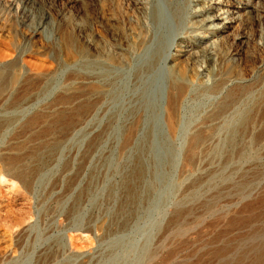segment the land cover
<instances>
[{
    "label": "rangeland",
    "instance_id": "374dc122",
    "mask_svg": "<svg viewBox=\"0 0 264 264\" xmlns=\"http://www.w3.org/2000/svg\"><path fill=\"white\" fill-rule=\"evenodd\" d=\"M162 1L0 0V62L11 64L9 75L0 81V100L5 101L0 104V119H17V124L0 136V264H39L43 257V264H80V260L87 258H92L93 264H136L141 256L140 249L146 245L152 252L155 250L153 264L264 262V0H165L170 23L160 27L155 25L151 15ZM214 14L232 21L234 29L222 37H213L216 42L213 48L206 43L210 31L203 26V19L212 18ZM133 21L139 28L149 31L154 41H165L169 32H174L173 37L170 34L169 43L174 45L169 44L172 47L169 64L179 51L188 55L178 67L186 75L185 84H179L181 93L185 87L181 97L178 91L170 88L164 98L166 101L163 99L168 83L161 74H154L153 78L145 75L142 83H134V69L143 59L130 53L127 45L135 34L131 26ZM40 23L46 28L39 38L33 33ZM217 24L213 22L211 26ZM90 43L109 51L115 58L129 61L133 70L117 82L118 90L121 89L117 102H109L105 113L96 120H88L90 124L76 133L74 139L67 140L59 157L41 155L42 164L37 165L30 156L66 141L72 127L87 115L88 108L77 107L73 100L77 90L87 91L79 84L86 81V69L78 68L74 61L78 56L85 60L95 54ZM206 50H212V54H207ZM216 75L227 81L222 92H204L203 87L214 86ZM138 85L148 96L149 103H156L149 104V115L146 114V127L154 129L155 136L151 153L143 156V165L156 167L159 179L155 180V192L148 202L133 200L143 184L153 182L148 181L147 175L142 177L146 168L141 174L137 149H129L128 137L121 132L128 120V104L134 100L133 92ZM231 94L236 100L233 108L224 117H212L219 103ZM153 95L157 96L155 100ZM174 102L179 106V129L166 135L159 119L167 110V104ZM20 103L25 104V110L6 111ZM248 110L252 111V117L244 133L245 139L237 143V153L225 169L219 171L226 182L215 180L205 184L200 192L191 193L193 181L201 170L187 168L189 137L202 128L220 127L225 120L235 119ZM114 114L120 115L118 124H114L116 131L111 137L102 138L97 130L104 128L105 120ZM218 134L217 137L224 138L222 132ZM138 137L142 143V134ZM38 171L39 181L40 177H35ZM43 173L49 178L42 176ZM112 188L114 193L110 195ZM180 219L190 225L184 235L177 236V227L182 225Z\"/></svg>",
    "mask_w": 264,
    "mask_h": 264
},
{
    "label": "bare ground",
    "instance_id": "6f19581e",
    "mask_svg": "<svg viewBox=\"0 0 264 264\" xmlns=\"http://www.w3.org/2000/svg\"><path fill=\"white\" fill-rule=\"evenodd\" d=\"M165 0H163L162 2H160V4H157L156 7H154L153 11H152V15H151V19L154 23H156L155 25H158V26H162L164 25L165 23H170V14L168 13V10L166 11L165 9V6L166 3L164 2ZM170 1V0H169ZM175 1V0H174ZM172 2V1H171ZM173 4V3H172ZM169 8V7H168ZM242 8V7H241ZM170 9V8H169ZM206 10V9H205ZM215 10V9H214ZM208 11V10H207ZM217 12V11H216ZM210 14V13H209ZM213 14V13H212ZM217 14V13H216ZM219 14V12H218ZM208 15V14H207ZM207 15H204V16H207ZM211 16V15H210ZM203 18V17H202ZM202 20V19H201ZM236 21V20H235ZM177 22V21H176ZM179 22V21H178ZM177 22V24H178ZM213 22H218V24L216 26H211V23ZM182 23V21L180 22V24ZM154 25V27H155ZM131 26L134 30V37L132 38V42L130 43H127V45L129 44V52L132 53L133 55H136V57L138 56L139 58L143 59V62H141V65L137 68V69H134V78H135V84H140L142 83V80H143V77L145 75H152V78H153V75L156 74L159 75L161 74L162 77H165V79L167 80V83L168 85H165L164 87V97L163 99L165 98V95L166 94H169L170 93V88H174L176 91H178V96L181 97V95L183 94V92L185 91V87H182L183 88V92L181 93L182 89H181V86L185 84L186 82V75H185V72H182L179 70V63L180 61L183 59L186 58V56H188L187 54L179 51L178 53L175 54L174 58L172 59V64L170 65L169 64V61L171 59V54H170V51L174 45H172V43L170 44V37L172 35H174V32L173 34L169 32V34L167 35V37L165 35H162V36H165L166 38L164 39L165 41H154L153 40V36H151V33L149 31H145L144 29H141L138 27L137 23L135 21L131 22ZM167 26V25H166ZM203 26L208 29L210 31V36H208V41L206 43H208V45H211V47L214 48V44L213 43H216L214 42L213 40V37H215L216 35H224L228 32H230L232 29H234V25H233V22L226 19V18H221L220 15H215L212 17V18H206V19H203ZM157 27V26H156ZM46 28V25L44 24H39L37 29L34 31L33 33V36H37L40 38L41 36V32H43ZM170 28V27H167V29ZM177 28V27H176ZM153 29V28H152ZM162 29V28H161ZM176 30V29H175ZM159 31H162V30H159ZM157 32V31H156ZM167 32V31H166ZM154 35V32L152 33ZM159 34V33H158ZM171 34V35H170ZM157 35V34H156ZM155 35V36H156ZM159 36V35H158ZM218 36V37H219ZM222 37V36H221ZM159 38H161L159 36ZM205 38V37H204ZM155 39V38H154ZM172 39V38H171ZM175 40V37L173 38ZM172 39V40H173ZM217 39V38H216ZM128 40V39H127ZM131 40V39H130ZM156 40V39H155ZM173 40V41H174ZM205 40V39H204ZM172 41V42H173ZM40 43V42H39ZM205 43V44H206ZM172 46H170V45ZM90 46L93 47V49L96 51L95 54H93L92 56L86 58L85 60L82 59V56H78L76 57L75 61H74V65L77 66L78 68H84L86 69L85 70V73L87 75V78L85 79L86 81L85 82H80L79 84H81L80 86H85L87 88V91L85 93H80L78 90L76 91L74 97H73V100L75 102V104L77 105V107H81L82 105H84L87 109V112L84 117V119L78 123L74 128L72 127L71 131H70V137L66 139V141H63V142H58V143H55L51 146H47L45 148H43L41 151H39L37 154H35L34 156H30L32 157V159L34 160L33 163H36L38 165V163L40 164L42 161V158L41 155L43 156L44 154H50L49 156L51 157H59L61 152L64 151V147L66 142H68L70 139L73 138V136L76 134V133H79L80 131H82L85 127L86 124H90L88 123L90 121V119H95L97 116H99L100 114H103L106 112V108L108 107L107 104L109 102H117L118 101V97H119V94H120V90H118V87H117V82L124 76H126L127 74H130L133 70V67L131 66L132 64H130L129 61H126V60H123L122 58L118 59V58H115L109 51H103L102 49H99L97 46L93 45L92 43H90ZM90 47V48H91ZM171 47V49H170ZM125 48V47H124ZM200 48V47H199ZM207 48L210 49V46H207ZM198 49V48H197ZM192 50V49H191ZM190 50V51H191ZM200 50V49H199ZM167 51L169 53H167ZM201 51V50H200ZM204 51V49H203ZM192 52V51H191ZM195 52V51H194ZM11 53V52H10ZM190 53V52H189ZM206 53L207 54H212V50L209 51V50H206ZM174 54V53H173ZM194 54V53H193ZM205 54V53H204ZM129 55V54H128ZM127 55V56H128ZM193 56V55H192ZM212 56V55H211ZM198 57V56H197ZM193 59V58H192ZM136 60V59H135ZM182 60V61H183ZM196 61V59H194ZM194 60L192 61V63L194 62ZM131 61V60H130ZM43 62V61H42ZM191 62V61H190ZM169 64L167 67L166 64ZM136 64V63H135ZM137 65V64H136ZM135 66V65H134ZM11 67V64L10 63H4V61H1L0 62V81H3V79H5L9 74L8 70L9 68ZM219 75V74H218ZM130 76V75H129ZM132 76V75H131ZM31 77V76H30ZM34 77V76H33ZM128 77V76H126ZM126 77H125V81L126 80ZM149 77V76H148ZM151 77V76H150ZM155 77V76H154ZM161 77V78H162ZM43 78H45L43 76ZM215 78V84L214 86H212L211 88H202L204 90V92H222V90L224 89V87L226 86L227 84V81L222 79V77L220 76H214ZM128 79V78H127ZM155 79V78H154ZM153 79V81H154ZM164 79V78H163ZM146 80V79H145ZM162 80V79H161ZM43 81V80H42ZM123 82V81H122ZM129 82V81H127ZM132 82V81H131ZM146 82V81H145ZM144 82V83H145ZM165 82V81H163ZM143 83V84H144ZM155 83V82H154ZM166 83V82H165ZM231 83V82H230ZM121 84V83H120ZM181 84V86L179 85ZM128 85V84H127ZM130 85V84H129ZM123 86V85H122ZM126 86V85H125ZM135 86V85H134ZM146 86V85H145ZM150 86V85H149ZM180 86V87H177ZM49 87V86H48ZM120 87V86H119ZM128 87V86H127ZM13 88V87H12ZM81 88V87H80ZM126 88V87H124ZM123 88V89H124ZM149 89V87H146ZM177 88V89H176ZM78 89V88H77ZM48 90V89H47ZM153 90V89H152ZM130 91V89H129ZM150 91V90H149ZM154 91V90H153ZM162 91V90H161ZM168 91V93H167ZM190 91V90H189ZM128 92V91H127ZM148 92V91H147ZM146 92V93H147ZM134 100L128 104L127 106V116H128V120H127V123L124 125V128L122 129V133L123 135L127 136L128 137V140H129V149L131 148H136L137 150V154L139 155V159H140V162H139V166H140V173L142 174L144 172V169L146 168L145 165H143V156L144 154L146 153H151L150 150H152V147H153V143H154V132L155 130L150 128V127H146V122H147V113L149 112V109H150V106L149 105V101H148V96L146 97L145 96V93L143 92L142 90V87L138 85V87H135L134 89ZM149 93V92H148ZM151 93V92H150ZM153 94V93H152ZM124 95V94H123ZM133 96V94H131ZM149 95V94H148ZM162 96V94H160ZM129 96V95H128ZM127 96V97H128ZM126 97V96H125ZM152 97V96H151ZM154 97V95H153ZM235 95L234 94H231V95H227L225 97V99L219 103L218 105V108L216 110V114H214L212 117H216V116H219V117H224L231 108H233L236 100H235ZM5 98V97H4ZM157 98V96H156ZM154 97V100L156 99ZM162 98V97H160ZM120 99H124L123 98H120ZM130 99V98H129ZM152 99V98H151ZM178 99V97H177ZM150 100V99H149ZM165 100V99H164ZM157 101V100H156ZM162 101V100H161ZM166 101V100H165ZM164 101V102H165ZM5 101L2 99L0 100V104L2 105ZM126 99H125V103H126ZM119 103V102H118ZM128 103V102H127ZM152 105L154 104L151 103ZM156 104V103H155ZM154 104V105H155ZM117 104H115L116 106ZM153 105V106H154ZM158 105V103H157ZM156 105V106H157ZM125 106V105H124ZM178 103L174 102L173 104L170 105L167 104V110L164 111V113L161 114L160 116V121L162 123V126H163V131L166 133V135H170V133H175L177 131V129H179V118H178ZM112 107V105H111ZM109 107V108H111ZM120 107V106H119ZM123 107V106H122ZM165 107V106H164ZM163 107V108H164ZM116 108V107H115ZM126 108V107H125ZM154 108V107H152ZM160 108V107H158ZM161 108V109H163ZM11 110L12 112H15L18 110H25L26 107H25V104L24 103H20L18 105H14L10 108H7L6 111L8 110ZM114 109V108H113ZM111 109V110H113ZM156 109V108H155ZM9 110V111H10ZM152 110V109H151ZM159 110V109H158ZM8 111V112H9ZM119 111V110H118ZM118 111H115L116 113ZM153 111V110H152ZM161 111V110H160ZM158 111V112H160ZM7 112V114H8ZM16 112V113H17ZM155 112V111H154ZM157 112V111H156ZM260 112V111H259ZM11 113V112H10ZM109 113V112H108ZM111 113V112H110ZM119 113V112H118ZM122 113V112H121ZM125 113V112H124ZM153 113V112H152ZM158 114V113H156ZM12 115V114H11ZM14 115V114H13ZM126 115V114H125ZM149 115V113H148ZM15 116V115H14ZM106 116V115H105ZM110 117L108 118V120H104L107 121L106 125H104L105 127L104 128H101L100 130L98 129L97 132L100 133V135L102 136V138H104L103 136H110V135H113L116 131V125H114L119 119H120V115L119 114H114V115H109ZM157 116V115H156ZM155 116V117H156ZM11 117V116H10ZM16 117V116H15ZM158 117V116H157ZM251 117H252V111H246L244 112L243 114H241L240 116L236 117L235 119L234 118H231V120H225L224 123L220 126V127H212L211 129L209 128H202V129H199L197 132H195L194 134H192L190 137H189V142H188V148H187V154H188V161H187V168H189L190 170H201L199 172V176L195 179V181H193V187L191 189V193H198L200 192L201 188L205 185V184H211V182H214L215 180H220L222 182H226L227 179H225V177H222L219 173V171H221V168H224L226 167V165L233 159V155L237 152H235V149L237 147V143L242 141L243 139H245V132L247 130V124H249L250 120H251ZM4 118V117H3ZM14 118V117H13ZM6 119V118H4ZM102 119V120H103ZM127 119V118H126ZM151 119H152V116H151ZM21 120V119H20ZM19 120V121H20ZM89 120V121H88ZM96 120V119H95ZM101 120V122H102ZM149 120V119H148ZM93 122V121H92ZM125 122V121H123ZM153 122V120H152ZM151 122V123H152ZM150 123V122H148ZM154 123V122H153ZM157 123V121H156ZM15 124H17V119H7L4 120V121H1L0 119V136L2 134H4L9 128H11L12 126H15ZM96 124V122H95ZM118 124V122H117ZM124 124V123H123ZM159 124V123H158ZM122 125V124H121ZM98 126V125H97ZM148 126V125H147ZM90 127V126H89ZM120 126H118L119 128ZM161 127V126H160ZM96 128V127H95ZM94 129V128H93ZM161 129V128H160ZM91 130V129H90ZM89 130V131H90ZM154 130V131H153ZM157 131V130H156ZM162 131V130H161ZM69 132V131H68ZM96 132V131H95ZM96 132V133H97ZM223 133L224 134V138L221 139L219 137H217V135H219L218 133ZM90 133V132H89ZM51 134V133H50ZM94 134V132H93ZM142 134L143 136V141L141 140L142 143L139 142V135ZM157 134V133H156ZM161 134H163L161 132ZM160 134V135H161ZM83 136V134H81ZM80 135V136H81ZM96 135V134H94ZM93 135V136H94ZM159 135V134H158ZM222 135V134H221ZM220 135V136H221ZM86 136H88L86 134ZM85 136V137H86ZM90 136V135H89ZM116 136V135H115ZM68 137V136H67ZM111 137V136H110ZM118 137V136H117ZM168 138V137H167ZM74 139V138H73ZM75 139H78V138H75ZM96 139V138H95ZM165 139V138H163ZM169 139V138H168ZM167 139V140H168ZM47 140V139H46ZM51 140V138H50ZM57 140V139H56ZM68 140V141H67ZM93 140V139H92ZM166 140V142H167ZM55 141V140H54ZM101 141V140H100ZM165 141V140H164ZM47 142V141H46ZM72 143V142H71ZM97 143V142H96ZM131 143V144H130ZM166 144V143H165ZM169 144V143H168ZM167 144V145H168ZM47 145V144H46ZM155 145V144H154ZM158 145V144H157ZM125 146V144H124ZM159 146V145H158ZM101 147V146H100ZM127 147V145H126ZM156 147V146H155ZM167 147V146H166ZM122 148V147H121ZM125 148V147H124ZM99 149V147L97 148ZM170 149V148H169ZM167 150V149H166ZM186 150V149H185ZM66 152V151H65ZM125 152V151H124ZM155 152V151H154ZM169 152V151H168ZM135 153V152H134ZM133 153V154H134ZM239 153V152H238ZM70 154V153H69ZM131 154V155H133ZM153 154V153H152ZM129 155V154H128ZM151 155V154H150ZM47 156V155H46ZM135 156V155H134ZM149 156V155H148ZM50 157V158H51ZM132 157V156H131ZM108 158V157H107ZM243 158V157H242ZM59 159V158H58ZM60 159H62L60 157ZM105 159V157H104ZM103 159V160H104ZM110 159V157H109ZM133 159V158H132ZM136 159V158H135ZM147 159V158H146ZM49 160V158H48ZM107 160V159H106ZM32 161V160H31ZM56 161V160H55ZM58 161V160H57ZM109 161V160H107ZM105 161V162H107ZM134 161V160H132ZM156 161V160H155ZM220 161V164H218L217 162ZM47 162V161H46ZM68 162V161H67ZM131 162V161H130ZM137 162V161H136ZM147 162V161H146ZM149 162V161H148ZM173 162V161H172ZM184 162V161H183ZM45 162L43 161V164ZM53 163V162H52ZM51 163V164H52ZM109 163V162H107ZM185 163V162H184ZM19 164V163H18ZM32 164V162H31ZM30 164V165H31ZM42 164V163H41ZM46 164V163H45ZM48 164V163H47ZM132 164V163H131ZM216 164H218L219 166H217ZM22 165V164H21ZM108 165V164H107ZM110 165V164H109ZM138 165V164H136ZM152 165H155L154 162H152ZM23 166V165H22ZM29 166V165H28ZM34 166V165H33ZM50 166V165H49ZM55 166V165H54ZM144 166V167H143ZM157 166V165H155ZM159 166V165H158ZM184 166V165H183ZM215 166V167H214ZM15 167V166H14ZM11 168V169H14ZM30 167V166H29ZM36 167V166H34ZM34 167H31L33 168V170L35 169ZM69 167V166H68ZM67 167V168H68ZM98 167V166H97ZM100 167V165H99ZM103 167V166H102ZM136 167V166H135ZM143 167V169H142ZM21 168V166H20ZM24 168V167H23ZM70 168V167H69ZM68 168V169H69ZM28 169V168H27ZM50 170L52 168H49ZM48 169V170H49ZM57 169V168H56ZM93 169V168H92ZM135 169V168H134ZM184 169V167H183ZM225 169V168H224ZM16 170V169H15ZM23 170V169H22ZM26 170V169H24ZM30 170V169H29ZM38 170V169H37ZM40 170V169H39ZM42 170V169H41ZM74 170V169H73ZM96 171V169H94ZM99 170V169H98ZM19 171V170H18ZM92 171V170H91ZM131 171V170H130ZM146 173L144 175H142V177L144 176H149L150 178L148 179V181H152L153 184L149 185L148 183L145 185L143 184L142 185V190H140V192L135 195L133 197V200H139V199H143L142 201L144 202H148L150 201V199L152 198V196L154 195V192H155V186H154V183H155V180L157 178V169L156 167H153V168H146L145 169ZM24 172V171H23ZM32 172V171H31ZM40 171L37 172L36 176L38 179V181L41 179V176ZM51 172V171H50ZM80 172V171H79ZM104 172V171H103ZM132 172V171H131ZM224 172V171H222ZM13 173V172H11ZM15 173V172H14ZM13 173V174H14ZM26 173V172H25ZM42 173V171H41ZM93 173V172H91ZM130 173V172H129ZM137 173V172H136ZM135 173V174H136ZM160 173V172H159ZM188 173V172H186ZM23 174V173H22ZM28 174V173H27ZM49 174V173H48ZM98 174V173H97ZM101 174V173H100ZM125 174V173H124ZM134 174V175H135ZM196 174V173H195ZM194 174V175H195ZM34 175V174H33ZM32 175V176H33ZM43 175H47V174H42ZM80 175V174H79ZM83 175V174H82ZM85 175V174H84ZM88 175H89V172H88ZM94 175V174H93ZM140 175V174H139ZM193 175V174H192ZM226 175V174H225ZM15 176V175H14ZM19 176V174L17 175ZM21 176V175H20ZM24 176V175H23ZM96 176V175H95ZM101 176V175H100ZM106 176V175H105ZM130 176V175H128ZM127 176V177H128ZM141 176V175H140ZM139 176V177H140ZM191 176V174H190ZM189 176V177H190ZM228 176V175H227ZM24 177H27V176H24ZM34 177V176H33ZM32 177V179H33ZM45 177V176H44ZM48 177V175H47ZM80 177V176H79ZM94 177V176H93ZM133 177V176H132ZM195 177V176H194ZM231 177V176H230ZM21 178V177H20ZM49 178V177H48ZM76 178V177H75ZM101 178V177H100ZM135 178V177H134ZM183 178V177H182ZM227 178V177H226ZM232 178V177H231ZM43 179V178H42ZM92 179V177H91ZM90 179V180H91ZM98 179V178H97ZM102 179H103V176H102ZM106 179V177L104 178V180ZM125 179V177H124ZM145 179V178H144ZM159 179V178H157ZM186 179H189L188 177ZM229 179V178H228ZM34 180V179H33ZM37 180V179H36ZM76 180V179H75ZM80 180V179H79ZM88 180V179H87ZM86 180V181H87ZM128 180V179H127ZM135 180V179H134ZM183 180V179H182ZM23 181V180H22ZM38 181H36L37 183H39ZM74 181V180H73ZM95 181V180H94ZM106 181V180H105ZM129 181V180H128ZM143 181V180H141ZM191 181V180H190ZM21 182V181H20ZM30 182V181H29ZM96 182V181H95ZM100 182V181H99ZM127 182V181H126ZM136 182V180H135ZM186 182V180H185ZM229 182V181H228ZM227 182V183H228ZM105 183V182H104ZM128 183V182H127ZM131 183V182H130ZM145 183V182H144ZM182 183V181H181ZM230 183V182H229ZM36 184V183H35ZM34 184V185H35ZM74 184V183H73ZM99 184V183H98ZM123 184V182H122ZM132 184V183H131ZM130 184V185H131ZM138 184V183H137ZM142 184V183H141ZM222 184V183H221ZM77 185V184H76ZM129 185V184H127ZM139 185V184H138ZM156 185V184H155ZM214 185L216 186V183H214ZM225 185V184H224ZM118 186V185H117ZM133 186V184L131 185ZM71 187V186H70ZM86 187V186H85ZM88 187V186H87ZM94 187V186H93ZM111 187V186H110ZM120 187V186H119ZM127 187V186H126ZM129 187V186H128ZM136 187V186H135ZM190 187V186H188ZM224 187V186H222ZM75 188V187H74ZM79 188V187H78ZM81 188V187H80ZM79 188V189H80ZM125 188V187H124ZM130 188V187H129ZM208 188V187H207ZM126 189V188H125ZM137 189V188H136ZM217 189V187H216ZM75 190V189H74ZM127 190V189H126ZM125 190V191H126ZM73 191V190H72ZM80 191V190H79ZM131 191V190H130ZM135 191V190H134ZM214 191V190H213ZM108 192V191H107ZM136 192V191H135ZM212 192V191H211ZM216 192V191H215ZM78 193V192H77ZM76 193V194H77ZM83 193V192H82ZM114 193V188L110 189V195H112ZM131 194V192H129ZM190 194V193H189ZM79 195V194H77ZM81 195V194H80ZM83 195V194H82ZM89 195V194H88ZM109 195V194H108ZM191 195V194H190ZM203 195H206V194H203ZM76 196V195H75ZM87 196V194H86ZM195 196V195H193ZM208 196V195H206ZM211 196V195H209ZM77 197V196H76ZM75 197V198H76ZM202 197V196H201ZM74 198V199H75ZM108 198V197H107ZM113 198V197H112ZM111 198V199H112ZM126 198V196H125ZM128 198V197H127ZM126 198V199H127ZM207 198V197H206ZM209 198V197H208ZM207 198V200H208ZM212 198V197H211ZM210 198V199H211ZM70 199V198H69ZM73 199V200H74ZM78 199V198H76ZM199 199V198H198ZM205 199V198H204ZM124 200V199H123ZM132 200V199H131ZM140 201V200H139ZM200 201V200H199ZM206 201V200H205ZM212 201V200H211ZM74 202V201H73ZM127 202V201H126ZM125 202V203H126ZM77 203V202H76ZM190 203V202H189ZM196 203V202H195ZM194 203V204H195ZM204 203V202H203ZM206 203V202H205ZM75 204V202H74ZM132 204V203H131ZM135 204V202H134ZM149 204V203H148ZM147 204V205H148ZM193 204V206H194ZM202 204V203H200ZM77 205V204H76ZM79 205V204H78ZM126 205V204H125ZM198 205V204H197ZM80 206V205H79ZM138 206V204H137ZM203 206V205H201ZM207 206V205H206ZM140 207V206H139ZM148 207V206H147ZM188 207V205L186 206ZM205 207V205H204ZM80 208V207H78ZM135 208V207H134ZM185 208V207H184ZM195 208V207H194ZM208 208V207H207ZM72 209V208H71ZM70 209V210H71ZM193 209V208H191ZM198 209V208H197ZM74 210V209H73ZM187 210V209H186ZM190 210V208H189ZM176 211V210H175ZM182 211V210H180ZM185 211V210H184ZM75 212V211H74ZM78 212V211H77ZM81 212V211H80ZM134 212V211H133ZM177 212V211H176ZM191 212V210H190ZM190 212H187V213H190ZM74 214V213H73ZM117 214V213H116ZM119 214V213H118ZM123 214V213H122ZM186 214V211L185 213ZM183 214V216H184ZM191 214V213H190ZM189 215V214H188ZM70 216V214H69ZM124 216V215H123ZM117 217V216H116ZM187 217V216H186ZM115 218V217H114ZM121 218V217H120ZM182 218H185V217H182ZM197 218V217H196ZM116 219V218H115ZM122 219V218H121ZM177 219V218H176ZM174 219V220H176ZM190 219V218H189ZM188 219V220H189ZM198 219V218H197ZM173 220V221H174ZM182 220V219H180ZM192 220V219H191ZM199 220V219H198ZM117 221V220H116ZM121 220H119L120 222ZM178 221V220H177ZM176 221V222H177ZM187 221V220H186ZM197 221V220H196ZM196 221H194L193 223H195ZM118 222V221H117ZM124 222V221H122ZM179 222H182V225H180V227L178 226L177 228H179L177 230V236L179 234H183L187 231L188 229V225H190V223H187V222H184L183 220L182 221H179ZM178 222V223H179ZM198 222V221H197ZM113 223V222H112ZM173 223V222H172ZM191 223V224H193ZM181 224V223H180ZM112 225V224H111ZM118 225V224H116ZM122 225V224H121ZM123 225H126V222L123 224ZM168 224H166L167 226ZM179 225V224H178ZM120 226V225H119ZM128 226V225H127ZM165 226V227H166ZM173 226V225H172ZM193 226H195L193 224ZM113 227V226H112ZM117 227V226H116ZM189 227H192V226H189ZM130 227H128L129 229ZM171 228V227H170ZM119 229V228H117ZM24 230V229H23ZM112 230V229H111ZM114 230V229H113ZM116 230V229H115ZM121 230V229H120ZM119 230V231H120ZM169 230V229H168ZM171 230V229H170ZM190 230V229H189ZM199 230V229H198ZM22 231V229H21ZM20 231V232H21ZM25 231V230H24ZM166 231V230H165ZM19 232V233H20ZM116 231H114L115 233ZM162 232V231H161ZM167 232V231H166ZM192 232V231H191ZM196 232V231H195ZM18 233V235H19ZM26 233V232H25ZM24 233V234H25ZM105 233H106V230H105ZM171 233V232H170ZM22 235V233H20ZM23 234V236H24ZM110 234V233H108ZM112 234V233H111ZM192 234V233H191ZM208 234V233H207ZM20 235V236H21ZM194 235V234H193ZM203 235H206L205 233ZM164 236V235H163ZM176 236V234H175ZM182 237V235H180ZM17 237V236H16ZM167 237V236H166ZM199 238V237H198ZM172 239V238H171ZM184 239V238H183ZM162 240V239H161ZM165 240V239H164ZM169 240V239H168ZM172 241V240H171ZM170 241V242H171ZM179 241V240H178ZM185 241V239H184ZM183 241V242H184ZM165 242V241H164ZM173 242V241H172ZM118 243V242H117ZM167 243V242H166ZM176 243V242H175ZM159 244V243H158ZM164 244V243H163ZM178 244V243H177ZM150 245V243L148 244ZM173 245V244H172ZM163 246V245H162ZM167 246V244H166ZM155 247V246H154ZM158 246H156L157 248ZM172 247V246H171ZM55 248V247H54ZM150 247L149 246H145L143 249H140L141 251V256L138 258L137 263L136 264H153L154 262V257H155V253L153 250V252L149 249ZM53 248H51L52 250ZM154 249V248H153ZM54 250V249H53ZM74 250V249H73ZM42 251V250H41ZM52 252V251H51ZM56 252V251H54ZM63 252V251H62ZM97 252V251H96ZM7 253V252H6ZM66 253V252H65ZM92 253V252H91ZM98 253V252H97ZM95 253V254H97ZM36 254V253H35ZM74 254V253H73ZM84 254V253H83ZM104 254V253H103ZM110 254V252H109ZM135 254V253H134ZM138 254V253H137ZM7 255V254H6ZM42 255V254H41ZM92 255V254H91ZM90 255V256H91ZM108 255V254H107ZM106 255V256H107ZM139 255V254H138ZM161 255V254H160ZM215 255V254H214ZM35 256V255H34ZM74 256V255H73ZM76 256V255H75ZM83 256V255H82ZM80 256V257H82ZM95 256V255H94ZM99 256V255H98ZM111 256V255H110ZM109 256V257H110ZM117 256V255H116ZM136 256V255H135ZM36 257V256H35ZM42 257V256H41ZM47 257V256H46ZM50 256H48L49 258ZM63 257V256H62ZM66 257V256H65ZM72 257V256H71ZM77 257V256H76ZM88 257V256H87ZM103 257V256H102ZM168 257V256H167ZM4 258V256H3ZM6 258V257H5ZM45 258V257H43ZM43 258H40L39 259V264H43L45 262V260ZM51 258V257H50ZM57 258H60V257H57ZM69 258V256H68ZM78 258V257H77ZM83 258V257H82ZM127 259V257H125ZM156 258V257H155ZM159 258V257H158ZM157 258V261L159 260ZM165 258V257H164ZM55 259V258H54ZM65 259V258H64ZM98 259V258H97ZM120 259V258H119ZM125 259V261H126ZM38 260V259H37ZM47 260V259H46ZM61 260V259H60ZM59 260V261H60ZM63 260V258H62ZM79 261V258L77 259ZM105 260V259H104ZM111 260V259H110ZM117 260V259H115ZM122 260V259H121ZM128 260V259H127ZM57 261V260H56ZM58 261V262H59ZM73 261V260H72ZM80 264H93V261H92V258H87L86 260H80ZM114 261V260H113ZM112 261V262H113ZM120 261V260H119ZM123 261V260H122ZM129 261V260H128ZM135 261V260H134ZM135 261V262H136ZM33 262V261H31ZM47 262V261H46ZM66 262V260H65ZM68 262V261H67ZM71 262V261H70ZM74 262V261H73ZM72 262V263H73ZM77 262V261H75ZM99 262V261H98ZM103 262V261H102ZM101 262V263H102ZM161 263H163L162 261H160ZM214 262V261H213ZM37 263V262H36ZM51 263V262H50ZM97 263V261H96ZM100 263V262H99ZM119 263V262H117ZM124 263V262H123ZM130 263V262H128ZM127 263V264H128ZM212 263V262H210ZM29 264V263H28ZM35 264V263H34ZM63 264V262H62ZM64 264H67V263H64ZM78 264V263H77ZM105 264V263H104ZM125 264V263H124ZM135 264V263H134ZM259 264V262L257 263ZM264 264V262L262 263Z\"/></svg>",
    "mask_w": 264,
    "mask_h": 264
}]
</instances>
